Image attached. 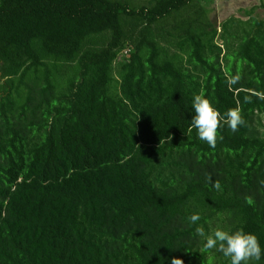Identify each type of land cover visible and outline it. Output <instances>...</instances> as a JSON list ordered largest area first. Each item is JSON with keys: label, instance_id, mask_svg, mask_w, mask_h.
Masks as SVG:
<instances>
[{"label": "trees", "instance_id": "obj_1", "mask_svg": "<svg viewBox=\"0 0 264 264\" xmlns=\"http://www.w3.org/2000/svg\"><path fill=\"white\" fill-rule=\"evenodd\" d=\"M201 1L0 0V264H264V20Z\"/></svg>", "mask_w": 264, "mask_h": 264}, {"label": "rangeland", "instance_id": "obj_2", "mask_svg": "<svg viewBox=\"0 0 264 264\" xmlns=\"http://www.w3.org/2000/svg\"><path fill=\"white\" fill-rule=\"evenodd\" d=\"M262 3L264 0H202L200 2L201 7L206 11L207 18L218 33L215 42L221 45L223 52H227V48L219 37L222 33V23L230 17L241 21L249 18L264 20V8L260 6ZM246 11L251 12L246 14ZM258 128L264 135V114L260 116Z\"/></svg>", "mask_w": 264, "mask_h": 264}]
</instances>
